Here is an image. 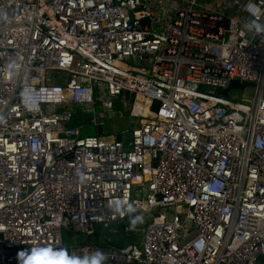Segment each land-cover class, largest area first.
Instances as JSON below:
<instances>
[{
	"label": "built area",
	"instance_id": "built-area-1",
	"mask_svg": "<svg viewBox=\"0 0 264 264\" xmlns=\"http://www.w3.org/2000/svg\"><path fill=\"white\" fill-rule=\"evenodd\" d=\"M27 258L264 264V0H0V264Z\"/></svg>",
	"mask_w": 264,
	"mask_h": 264
},
{
	"label": "rangeland",
	"instance_id": "rangeland-1",
	"mask_svg": "<svg viewBox=\"0 0 264 264\" xmlns=\"http://www.w3.org/2000/svg\"><path fill=\"white\" fill-rule=\"evenodd\" d=\"M255 93V88L253 85H249V84H244L242 86H237L236 88H231V90H229V92L227 93L226 97L231 98L232 96L243 99V101L245 102H251L252 98L254 96ZM120 98L116 97L113 99L114 101V105L111 109H102L100 107L99 102L96 100L95 101V106H94V113L97 114L99 113L101 110H103L104 112H106L107 114L109 112H111V118L113 117V119H107L109 121V127L111 129H120V128H124L126 126H131L129 125L127 122L129 121V116H128V112L131 110V101H126L124 102V105H122V103L119 102ZM120 113V114H117ZM85 113V111H84ZM84 113H82V117H87L86 115H84ZM114 113V114H113ZM132 120V119H131ZM77 122V120H76ZM84 127L81 131L82 135H94L96 130H95V125L92 124L91 122L87 121V118H84ZM112 133L106 134L104 136H102V138L104 139H111L112 137ZM132 221L130 218L122 223H120L121 227H124L127 231L132 229V228H136L138 225H134L131 226ZM135 231H133L132 233H130V231L123 236V239H119L116 240L114 238H112V243L118 246L121 245H128V244H132L135 243L138 240V236H139V231L138 229H134Z\"/></svg>",
	"mask_w": 264,
	"mask_h": 264
},
{
	"label": "water",
	"instance_id": "water-1",
	"mask_svg": "<svg viewBox=\"0 0 264 264\" xmlns=\"http://www.w3.org/2000/svg\"><path fill=\"white\" fill-rule=\"evenodd\" d=\"M238 85H239L238 83H232L230 85V87H237ZM227 89L228 88L221 89L220 92L222 94H225L227 92ZM96 132H97L98 135H101V134L106 135V134H108L109 133L108 132V124L105 122V123H103L101 125H97ZM113 137L117 141H123V144L126 146L125 151L129 150V148H127L128 145L131 144V141H130L131 132L129 130H126L124 132H116Z\"/></svg>",
	"mask_w": 264,
	"mask_h": 264
},
{
	"label": "crops",
	"instance_id": "crops-1",
	"mask_svg": "<svg viewBox=\"0 0 264 264\" xmlns=\"http://www.w3.org/2000/svg\"><path fill=\"white\" fill-rule=\"evenodd\" d=\"M130 118V117H129ZM105 120L107 119H113V117L111 118V113L105 114ZM108 121V120H107ZM109 122V121H108ZM129 125H131L133 123V121L131 119H129V121L127 122Z\"/></svg>",
	"mask_w": 264,
	"mask_h": 264
},
{
	"label": "clouds",
	"instance_id": "clouds-1",
	"mask_svg": "<svg viewBox=\"0 0 264 264\" xmlns=\"http://www.w3.org/2000/svg\"><path fill=\"white\" fill-rule=\"evenodd\" d=\"M138 219H139V217L136 218V220H138ZM136 220H133V221H132L131 226H134V225H135ZM26 261L28 262V264H31V261L28 260V258L26 259ZM71 262H75V264H77V261H76V260H71Z\"/></svg>",
	"mask_w": 264,
	"mask_h": 264
},
{
	"label": "bare ground",
	"instance_id": "bare-ground-1",
	"mask_svg": "<svg viewBox=\"0 0 264 264\" xmlns=\"http://www.w3.org/2000/svg\"><path fill=\"white\" fill-rule=\"evenodd\" d=\"M142 108H141V106L140 105H136L135 106V111H139V110H141ZM144 111H146V108H144Z\"/></svg>",
	"mask_w": 264,
	"mask_h": 264
},
{
	"label": "snow or ice",
	"instance_id": "snow-or-ice-1",
	"mask_svg": "<svg viewBox=\"0 0 264 264\" xmlns=\"http://www.w3.org/2000/svg\"><path fill=\"white\" fill-rule=\"evenodd\" d=\"M68 264H75V262H68Z\"/></svg>",
	"mask_w": 264,
	"mask_h": 264
}]
</instances>
